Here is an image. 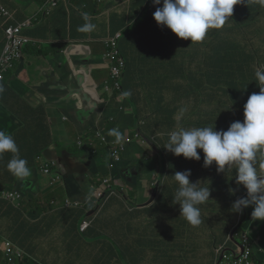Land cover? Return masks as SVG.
Wrapping results in <instances>:
<instances>
[{"label": "crops", "instance_id": "0c3cea01", "mask_svg": "<svg viewBox=\"0 0 264 264\" xmlns=\"http://www.w3.org/2000/svg\"><path fill=\"white\" fill-rule=\"evenodd\" d=\"M61 4L49 16L39 17L27 31L34 43L3 83L0 130L13 136L32 175L25 181L17 179L7 170L12 154L0 158V236L42 259L48 252L44 250L47 235L50 241L56 236L57 264H118L122 258L131 264H152L141 258L136 219H123V212L137 216L145 209L128 207L118 182L126 183L127 190H137L139 204H143L152 193L142 182L147 177L142 178L139 172L143 167L148 174L158 173L153 166L150 170L146 167L159 155L150 146L157 148L153 145L154 119L163 108L167 115L176 95L174 66L164 62L178 52L167 41L165 27L153 19L156 7L162 5L153 6L152 0H118L114 6L110 0L100 13H89L96 29L86 34L77 31L85 22L76 8L80 1L62 0ZM0 5L19 22L41 11L47 13L43 0H0ZM143 14L145 20L141 21ZM118 35H122L119 45L128 68L124 89L107 93L102 85L108 76L96 67L104 53L100 42ZM81 39L97 43L83 47L88 52H74L71 45L80 44ZM4 43L0 20V57ZM83 54L86 56H80ZM124 92L131 95L124 96ZM247 93L248 97L237 98L235 103L244 104L251 94L258 93L256 80ZM122 118L132 125L119 128L124 145L108 135ZM143 121V140L130 144L136 124ZM108 147L119 151L120 159L114 165L108 164ZM47 149L55 153L51 159L44 156ZM57 155L67 159L61 169L56 166ZM106 178L109 184L115 182L111 184L114 188L103 200L94 199L95 188ZM14 192L20 195L18 201L5 197ZM253 231L259 239V245L254 244L253 261L264 264L263 229L259 226ZM127 241H133V250L126 248ZM118 245L124 246L122 256L117 254ZM213 256L212 252L205 264H216Z\"/></svg>", "mask_w": 264, "mask_h": 264}, {"label": "clouds", "instance_id": "9594fccd", "mask_svg": "<svg viewBox=\"0 0 264 264\" xmlns=\"http://www.w3.org/2000/svg\"><path fill=\"white\" fill-rule=\"evenodd\" d=\"M152 3L153 6L162 5L156 7L153 19L158 26L165 27L167 41L178 52L183 46L194 47L197 52V49L200 50L204 48L203 46L210 44L215 39L216 33L233 28L235 27L233 24L236 23L245 21L251 23L258 15L264 13V0H152ZM43 4L47 13L53 12L62 5L59 2L57 6L47 7L44 0ZM76 8L85 21L77 31L86 34L95 31L96 25L91 22L89 15L82 13L79 7ZM37 22L38 20H36ZM250 28L251 33L248 35L252 41L250 51L246 53L240 45L234 43L218 45L212 49V56H208L212 67L208 68L206 74L201 75V79L204 77L210 81L208 87L212 90L217 88V81L213 77L220 80L226 77L232 81H238L240 86L247 82L245 89L240 88L239 91H233L232 95L227 98V102L218 103V110L215 113L218 128L215 130V126L176 127L167 133L164 149L174 156H183L187 160L199 161L201 155L198 150L202 151L204 156L201 175L194 179L196 182L190 181L191 170L175 172L172 176L178 185L174 200L176 204L180 205V216L194 226L202 223L200 205L209 201L211 195L210 187L201 185L203 179L208 178L212 172L216 171L213 168V163H215L218 172L230 171L234 168L237 185H242L246 189V197L235 200L232 204V211L240 213V219L242 216L248 218V213L245 214L243 210L252 207V219L264 223V58L262 61H256L254 58L256 48L264 44V40L260 37V33L255 31V27L250 25ZM118 36L100 42L104 46V53L102 62L96 67L108 76L102 85V90L107 93H115L124 89L123 82L128 63L120 50L119 42L122 35ZM235 36L236 34L230 42L234 40ZM112 40H117L119 61L112 59L114 51L107 45V41ZM93 43L97 42L81 39L80 44H72L71 49L74 52H88L83 47ZM214 58L219 59L222 65L216 64ZM121 62L123 66L120 65ZM253 65L257 66L256 70L252 68ZM115 68L119 69V75H114ZM193 75L196 77L195 74ZM251 75L255 76L258 93L251 94L244 104L233 105L230 103L237 98L248 97L247 89L253 78ZM4 92L5 86L0 83V95ZM123 95L130 96L131 93L124 92ZM189 107H193L191 101L183 102L176 116L181 117V114L186 112ZM202 118L207 119L208 113L202 114ZM241 119H244L243 122ZM196 121H199V116ZM119 123L117 119L118 127L110 129L108 133L109 136L115 137L116 143H121L124 139L119 130ZM141 124L145 125V121ZM101 137L97 136L99 139ZM19 152V147L13 136L5 130H0V158L5 153L12 154V158L7 163V170L17 179L25 181L32 175V171L28 167V161L21 158ZM93 197L96 199L94 195ZM75 207H79V204H75ZM231 232L233 231L229 229L228 236L221 243L229 239ZM231 236L233 237L230 239L233 240H229V244L232 243L234 246L239 240L236 242L235 235ZM5 240L8 239L2 240L1 245ZM216 246L214 243L213 253H215Z\"/></svg>", "mask_w": 264, "mask_h": 264}, {"label": "rangeland", "instance_id": "374dc122", "mask_svg": "<svg viewBox=\"0 0 264 264\" xmlns=\"http://www.w3.org/2000/svg\"><path fill=\"white\" fill-rule=\"evenodd\" d=\"M113 2L114 6H116L118 0H113ZM105 3L106 2H103L100 5V9H103ZM144 16L145 14H143V18L141 19V21L145 20ZM263 16L264 13H261L251 23L249 21H245L238 23V25L233 24L240 32L236 34L234 40L231 43L240 45L246 51V53L250 51L252 42L251 38L248 36L251 33L250 25L255 27V31L260 33V37L264 40ZM214 43L216 44L215 41ZM208 56H212V47H204L196 52V48L194 47L183 46V48L179 49V52H177L175 57H172L171 60H167L164 62L169 64V66H174L175 68L176 66H181V62L183 61L187 79L185 81H176V84L179 85L180 88L184 87L183 94L189 93L190 73L195 74L197 79L200 80L201 75H204L208 72V68L205 64ZM254 58L256 61L263 60L264 44L256 48ZM252 68L256 70L257 66L253 65ZM195 92L196 97H192L189 100H182L181 105H183V102L191 101L193 103V107L187 108V111L183 112L181 114V117L175 116V113L170 112L168 113V115L170 116L172 114V116L169 118L166 124V118L164 116L166 108H163L162 112L159 111V116L154 119L155 122L152 135L155 137V139L153 145H156L157 148L152 147V145L150 146L152 148V151H159V155L155 156L152 163H147L146 168L147 170H150L153 166V170L158 172L160 175L158 173L148 174L143 167L139 173L142 174V178L147 177L142 180V182L147 185V190L152 193L150 198L144 203H147L152 198L155 187L160 181H162V176L164 174H167V176H164L166 179V181L164 180V184L166 182L168 183V189L165 192V195H158L154 203L146 207H140L144 203L139 204V201L137 199V190H127L128 187L126 183L122 181L118 182L119 186L122 189V194L124 195V201L126 205L130 208L140 207L141 209H145L144 212L137 216H132V214L123 212L125 216V218L123 219L127 220L132 217L136 219V233L138 234L141 258L142 260H148L152 264H205L206 261L211 258V254L213 252V243L215 241L214 237L211 236V234L208 232L209 229L206 222L211 223V226H217L219 224L220 218H222L220 217L221 212L215 211L213 204H208L206 202L202 205L204 213L208 218L205 224L201 223L198 226L191 225L182 216H180V205L176 204L174 200L175 189L170 192L175 182L172 177L173 175H170V173L173 174L171 165L183 163L185 158L183 156L176 157L172 153L167 152L164 149L165 143L167 141V133L175 129L176 127L192 128L215 126L216 130L218 128V125L215 121V113L218 110V103L228 101L224 92L219 90L218 88L212 90L209 87H207L206 89L195 87ZM132 96L134 97V95ZM210 98H213L212 103L209 102ZM176 107L177 106L174 103V110L176 109ZM205 113H208L207 122L202 119V114ZM198 116L199 122L194 124L193 126H186L184 124V121H193L197 119ZM120 145H124V142L122 141ZM159 148L163 150V153L159 150ZM164 151H166L169 155L168 161L170 165L168 166L164 162ZM107 153L109 155L112 154L111 152ZM113 161L118 160L113 159ZM98 167L104 169V167H101L100 165ZM109 170L111 169L109 168ZM212 176L213 174L209 175L210 178ZM123 178L125 179L126 175ZM111 184L114 186L115 182L112 181ZM111 184L109 186V189L114 188ZM203 216L204 215L202 213L201 217ZM236 219L237 224H239V214L236 215ZM241 225H243L245 234L251 239V241L256 245H259V239L255 236L253 228L261 226L263 229L262 236H264V223L257 222L253 220L251 216H248L246 220H243L241 222ZM230 227L229 229H231ZM171 228L173 231L171 230ZM56 244H59V242H57V238L55 236L51 241L48 251H50ZM262 245L264 247V244ZM126 248L133 250V241H127ZM117 250V254L119 256H122L124 246L118 245ZM1 260L7 261V257L4 252V244L0 245V263ZM118 264L131 263L127 258H122L118 261ZM145 264H148V262H146Z\"/></svg>", "mask_w": 264, "mask_h": 264}, {"label": "trees", "instance_id": "16d2710c", "mask_svg": "<svg viewBox=\"0 0 264 264\" xmlns=\"http://www.w3.org/2000/svg\"><path fill=\"white\" fill-rule=\"evenodd\" d=\"M79 1L81 3V5H78L79 10L82 13H87L90 17L89 13L94 14L95 12L97 13L98 11L100 13L103 10V9H100V5L103 2H107L110 0H79ZM60 2H62V0H60ZM2 10L7 11L9 13L10 17L4 16L2 14ZM49 15H50V13L39 12V14L37 16H35L34 18H37V20H38L39 17L45 18ZM0 20L2 22L3 31H4V35H5V43H4L5 46H4V50H3V52H4L5 48L7 47L6 30L9 29L10 27L21 26V25L25 24L27 21H29L30 19L23 21V22H19L16 20L14 13L9 11L5 6L0 5ZM36 24L37 23L34 22V23H32V26L30 28L23 29L22 34H21V38L32 40L26 33H27V31L33 29ZM236 25H238V23H236ZM238 32H240V31L236 27L223 30L219 33H216L215 39L213 41H211L210 44L203 46V47H212V49H213L214 47H216L218 45L232 44L230 41L232 40L233 36L235 34H237ZM214 41L216 42V44L214 43ZM30 45L31 44H29L28 46H30ZM28 46L24 49L22 59L19 63H21L24 60L25 53H26ZM198 51L199 50L197 49V52ZM3 52H2V54H3ZM2 54H1V56H2ZM214 62L220 66L222 65L221 61L217 58H214ZM17 64H14V66L12 68H9V69H6V70H3L2 72H0V76L2 77V78H0V83L5 82L6 76L15 69ZM205 64H206L207 68L212 67L208 57L205 61ZM189 75H190L189 93L183 94L184 87L180 88V86L176 84V81L177 80L185 81L187 79V77L185 75V68L181 67V66H176L174 68L176 95L169 103L168 113H170V112L175 113V116H176L177 113L179 112L180 105H181V102L183 99H190L192 97H196L195 87H199L201 89H206L208 87V82H210V81H207L204 77H202V79L199 80L192 73H190ZM252 77H253V75H251V78ZM213 79L217 81V88L219 90L223 91L227 98H229L232 95L233 91H239L240 88L245 89L247 87V82H245L242 86H240L238 81H232L226 77H224L222 80L218 79L217 77H213ZM219 80H220V82H219ZM254 83H255V76L251 79V84H254ZM131 98H134V97H131ZM212 101H213V98H210L209 102L212 103ZM174 103L177 106L175 110H174ZM233 105H236L234 100H233ZM2 106H3V104L0 102V107L2 108ZM168 113L165 116L166 124H167V121L169 120V118L172 116V114L169 116ZM204 120H205V122H207V119H204ZM198 122L199 121H196V119H195L193 121H187V122L184 121V124L186 126H193V124H196ZM131 126L132 125L128 121H126L124 118H122V120L119 123L120 128L121 127L130 128ZM142 126H144V125H142L140 123L136 124L135 127L137 128V131L134 134L132 140H134V141L135 140H143V133L141 131ZM159 150L163 153V150L161 148H159ZM166 151H164V157L163 158H164V162L168 166V165H170L169 161H168L169 155L167 153L168 151L167 152ZM198 152H200V155H201V159L199 161L184 159L183 163H177L175 165H171L173 174L170 173V175L171 176L174 175L175 172H183L185 170H191L190 181L196 182L194 179L201 175V168H202V165L204 164L203 153L200 150H198ZM108 164L114 165L113 159L109 158ZM213 165H214V167H213ZM213 165H212V167L215 168L216 171L211 173V174H213V176L211 178L208 177L206 179H203L202 180L203 184L201 186H204V187L209 186L210 187L211 195H210L209 201H207V203L213 204L215 211L221 212L220 217H222V218H220L219 224L217 226H213V225L211 226V223L206 222V220L208 218L204 213V209L202 208V205H200V208H201V214L203 213V215H204L203 217H201L202 223L205 224V222H206L208 229H209L208 232L211 234V236L214 237V239H215L214 243L218 246V245H220V243L222 241V240H220V237L222 235H225V237L228 236L230 223H231V227H230L231 231L236 230L235 241L237 242L239 240V237H243V235L245 233L244 227H243V225H241V223L237 224V221H236L237 220L236 215L237 214L240 215V213L232 211V204L235 200H237L239 198L246 197L247 192H246V189L242 185H237L236 173H235L234 168L230 171L225 170L223 172H218L215 163H213ZM209 167H207V168H209ZM164 176H167V174H164L162 176L163 177L162 181L159 182L160 185H159V189H158V195H161V196L165 195V192L168 189V183L166 182L164 184V180L166 181ZM168 177H169V174H168ZM177 188H178V185L176 182H174V185L172 187V190H170V192H172L173 189H175V192H176ZM113 192L115 194H117V191H113ZM252 211H253L252 207H248V208L243 210V212L245 214L248 213V216H251ZM246 219H247L246 216H242L240 221L242 222L243 220H246ZM171 230H172V228H171ZM225 230H226V232L224 233ZM1 241H2V238L0 236V245H1ZM44 244H46L44 247V250L46 252V251H48V248L51 244V241H50L48 235L46 237V240L44 241ZM22 251H23L24 255L19 256L15 261H12V262L9 260V258L5 254L7 257V261L1 260V263L2 264H57L58 263V260L55 259V254H57L56 252L59 251L56 248V245L50 251L47 252V256L44 259L34 258L33 254L30 251L26 252L24 249H22ZM214 256H215L216 262H217V257H216L215 253H214ZM55 260H56V262H55Z\"/></svg>", "mask_w": 264, "mask_h": 264}, {"label": "built area", "instance_id": "2783aa9c", "mask_svg": "<svg viewBox=\"0 0 264 264\" xmlns=\"http://www.w3.org/2000/svg\"><path fill=\"white\" fill-rule=\"evenodd\" d=\"M59 2L60 0H44V3L47 7L57 6ZM2 14L6 17H10L9 13L5 10H2ZM36 20L37 18H32L21 26L10 27L6 30L7 47L0 57V72L12 68L14 64H17L21 61L24 49L33 42L30 39L21 38L22 30L30 28L32 23L36 22ZM107 45L114 51V56L112 59L114 61H119L117 40L107 41ZM120 65L123 66V63L121 62ZM114 75H119V69H114ZM0 78L2 77L0 76ZM98 137H101V135L99 134ZM128 141L131 142L130 139H128ZM120 150L123 151L124 147L122 146ZM109 152L113 154L109 155L110 159L119 160L120 154L116 148H111ZM45 171L46 173H49V169H46ZM109 186V179H105L102 186L95 188V198H106L107 192L111 190V188L109 189ZM112 194L115 193L112 191ZM5 197L9 200L11 199L15 201L20 198V195L19 193L14 192L5 194ZM240 223L241 221L239 219V224ZM235 232L236 230L231 232L229 239L226 242L215 247V254L217 257L216 264H253L254 244L245 233L243 237H239L237 244H235L233 247L229 246L231 235H236ZM3 244L4 252L11 262L15 261L19 256L24 255L22 249L16 246L12 241L5 240Z\"/></svg>", "mask_w": 264, "mask_h": 264}, {"label": "water", "instance_id": "95a60500", "mask_svg": "<svg viewBox=\"0 0 264 264\" xmlns=\"http://www.w3.org/2000/svg\"><path fill=\"white\" fill-rule=\"evenodd\" d=\"M155 147V146H154ZM69 153V152H68ZM52 154H55L54 151H50L49 149H47L45 152H44V156L51 159V155ZM67 159L65 157H59L57 155V159H56V166L58 169H61L62 168V165L64 164V162H66ZM159 183L157 184V186L155 187V190H154V193H153V196L152 198L147 202V203H144L141 207H146V206H149L150 204L154 203L155 200L157 199V196H158V189H159ZM233 237V236H231Z\"/></svg>", "mask_w": 264, "mask_h": 264}]
</instances>
